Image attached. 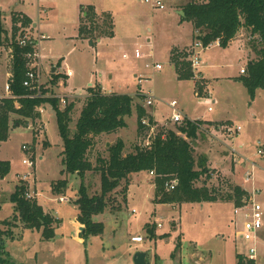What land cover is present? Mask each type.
<instances>
[{
	"label": "rangeland",
	"instance_id": "obj_1",
	"mask_svg": "<svg viewBox=\"0 0 264 264\" xmlns=\"http://www.w3.org/2000/svg\"><path fill=\"white\" fill-rule=\"evenodd\" d=\"M128 1L143 18L131 21V24L125 21L119 24V32L129 38L121 50L101 46V51H96L84 44L71 51L70 43L55 35V26V31H44L48 39L40 42L43 65L41 82L44 90L48 91L47 96L56 95L59 99L66 96L69 103L84 101L85 97L81 96L88 94L82 92L85 78L91 75L98 77L100 72L111 66L104 64L115 63L117 73L113 74L112 79L106 73L103 78H98L106 89L103 92L127 94L135 98L133 113L125 118L126 128L97 137L88 159L98 167L99 158L107 160L108 148L118 140L125 143V154L133 153L134 147L144 139L138 131L136 105L144 106L145 100L137 94H153L156 98L154 106L147 111L157 110L161 121L154 119L157 134L164 128H176V124L171 123L173 112L170 103L173 101L178 103V109L185 118L202 121L204 128L240 126L242 131L235 139L222 133L209 135L204 132L194 142L195 157L208 158L211 175L210 179L197 183V186L204 185L215 190L220 198L231 193L236 199L234 188L252 187L253 182L246 186L244 179L247 172H252L254 163L258 168L254 170L253 181L262 191L258 196L259 202L264 205V159L258 155L260 146L264 147V90H258L256 97L251 98L239 80L241 71L246 70L249 64L248 59H255L250 46V33L241 30L227 48L216 44L208 48H195L201 60L200 67L193 70L191 64L194 78L179 81L175 66L169 62V53L179 43L192 44L180 49L179 53L173 52L177 59L187 62L194 54L195 44L189 33L190 23L184 21L181 25V16L176 12V7L186 0H163L167 3L164 10L154 9L144 0ZM64 4L65 1L63 5L60 2L61 6ZM37 5V0H0V11L10 35L14 19L25 17L20 12L34 18L38 12ZM16 25L20 36L22 21L16 20ZM23 32V35L36 38L43 35H34L32 26ZM10 51L8 46L0 47V96L4 95L11 76ZM137 51L141 58L136 57ZM150 51H153V56L149 55ZM125 54L127 58H124ZM62 58L70 64L75 77L68 87L61 81V85L54 87L52 63ZM155 63L160 64L163 70H154ZM141 76L148 80L139 85ZM195 92L200 97L210 93L216 100L212 112L208 111V105L200 101ZM60 107L64 108L61 102ZM41 108L39 119L25 123L22 117L13 114L9 138L0 143V160L11 164L10 174L0 182V223L13 221L14 205L10 197L16 186L22 184L21 178L27 175L28 180L24 182L30 194L45 213L59 220L55 223L54 237L50 240L44 238L43 229L31 230L21 224L17 227L0 224L1 231L10 228L15 233L14 239H6L4 259L7 264H134L133 257L137 252L146 253L150 264H237L238 255L247 254V244L239 238L240 230L235 227L234 201L159 204L162 194L155 177L148 173L132 176L128 191H124L126 183L123 182L112 193L105 212L94 217L95 222L104 224V234L84 238L82 226H78L79 209L76 205L82 181L77 175L63 173L64 144L56 112L49 104ZM79 109L80 105H77L71 124L72 133L80 115ZM19 121L23 123L19 124ZM24 146L29 150H23ZM231 149H235L242 159L232 157ZM31 158H34V168L23 164L24 160L30 161ZM65 180L67 187L61 188L59 182ZM84 184L89 196H99L101 172H89ZM158 192L160 197L156 196ZM61 197L68 202L60 203ZM151 229L153 232L149 233ZM135 236H142L145 241L132 243ZM260 252L264 254V245ZM261 260L264 264V256Z\"/></svg>",
	"mask_w": 264,
	"mask_h": 264
},
{
	"label": "trees",
	"instance_id": "obj_2",
	"mask_svg": "<svg viewBox=\"0 0 264 264\" xmlns=\"http://www.w3.org/2000/svg\"><path fill=\"white\" fill-rule=\"evenodd\" d=\"M184 12L182 21H187L193 26L194 43L199 42L204 48L219 43L221 48H227L243 29L251 36L250 46L255 54L245 74L240 77V82L248 90L251 98L256 97L258 90H264V0H186L181 6ZM16 20L22 21L23 30L19 36ZM31 21L27 18L14 19V26L9 34L5 27L3 13L0 11V47L8 46L12 50L11 79L9 86L12 98H4L0 104V143L6 142L11 130V117L13 114L24 119L36 120L41 117V107L49 104L56 112L60 136L63 140V173L77 175L82 183L79 190L80 196L76 201L79 209L78 223L85 228L84 238L102 236L105 226L102 222H95L94 217L105 212L108 198L123 182L126 183L124 191H128L131 177L142 173H155L160 197L159 204H184V203H213L235 202L239 206L245 192L241 188H234L236 194L227 193L219 197L218 192L207 186H197L211 178L208 168V158L195 157L194 142L204 133L202 121H185L176 125L175 129L164 128L149 146H144L145 129L142 120L148 118L154 124L152 115L142 105H136L138 131L143 142L134 147V152L125 154V143L118 140L108 148L109 158H99V166L95 167L88 159V153L95 147V139L103 135H111L120 129L126 128V117L133 113L135 98L127 94H106L102 88H89V95L83 100L68 102L65 108L60 107L58 96H47L48 91L42 86V96L32 97L34 92L24 86L27 79V55L34 53L31 46L22 47L19 38L23 36ZM112 18L108 14L98 17L94 9L87 10L86 17L80 24V36L95 42L98 38L112 37ZM19 36V37H18ZM176 52V51H175ZM174 56V54H173ZM172 56V57H173ZM174 56L172 63L175 66L178 79L192 80L194 73L191 60L180 61ZM52 84H57L61 79L59 74H52ZM144 100V95L137 94ZM80 105V115L76 121L75 132L72 133L71 124ZM22 124V121L18 122ZM34 159V158H33ZM101 172V194L89 196L84 180L89 172ZM11 172L9 161L0 160V182ZM205 177V180L203 179ZM177 180L175 190L166 193L165 183ZM16 186L10 201L14 205L13 221H2L0 224L17 227L19 224L31 230L43 229L46 240L54 237V226L58 223L54 217L45 213L42 206L35 199L26 197L28 191L25 182ZM61 188L67 187V181H60ZM153 230H149L152 233ZM153 235V234H152ZM6 236V237H5ZM12 229L0 230V264H7L4 259L6 239H14ZM152 239V238H151ZM237 264H254L246 262L238 255Z\"/></svg>",
	"mask_w": 264,
	"mask_h": 264
},
{
	"label": "built area",
	"instance_id": "obj_3",
	"mask_svg": "<svg viewBox=\"0 0 264 264\" xmlns=\"http://www.w3.org/2000/svg\"><path fill=\"white\" fill-rule=\"evenodd\" d=\"M146 4H149L154 9L164 10L165 9V3L163 0H144ZM48 37L46 35H41L40 37L36 38L35 36H30L29 34H25L19 38V44L22 47L31 46L34 48L35 52L30 53L27 55L28 59V68L29 71L27 73V79L24 82V86L34 92L32 97H41L42 96V82H41V65H40V56L37 51L38 47L40 46V42L47 40ZM217 46H219V43H216ZM210 45L209 47H211ZM195 48H204L203 45L199 42H196L194 44V54H192L191 58V64L194 69H197L200 67V59L198 58L199 53H197ZM208 48V47H207ZM12 54V51H10ZM10 54V60L12 61V55ZM150 55L152 56V51H150ZM137 58H141V55L137 51ZM124 58H127L125 55ZM154 70L161 71L163 70V67L160 64H155L153 66ZM241 74H245V70L241 71ZM67 75L70 77L72 76L71 72H68ZM12 76V74H11ZM10 76V79H11ZM9 79V80H10ZM148 79L144 77L139 78V85H142L144 81L147 82ZM4 95L0 96V102L4 98H12V92L9 86V81L6 84ZM144 95L145 100V109H149L150 107L154 106L155 103V96L153 94H147L145 95L144 92H142ZM197 97L200 99V101L204 102L208 105V111L212 112L213 108L212 106L216 104V100H214L210 93H206L202 97H200L199 94H197ZM60 102L65 108L68 105L67 97H60ZM170 108L172 109L173 115L171 116V123L180 125L184 123L185 121H191L183 116V114L178 109V103L176 101H173L170 103ZM200 121V120H195ZM194 122V121H191ZM142 126L147 129L145 132V139L143 142L144 146H149L151 144V141L154 140L157 136L156 133V123L154 121V124L150 123V120L148 118H144L142 120ZM208 128H204V132L211 135L212 133L219 134L222 133L223 135L235 139L238 137L242 131V128L240 126L232 127L231 125H217L215 127L207 126ZM23 150L28 151L29 148L24 146ZM232 157L237 158L240 157V154L235 149H231ZM258 155L263 156L264 159V149L262 145L260 146L258 150ZM242 159V158H241ZM24 165H27L29 168H34L35 163L34 159L31 158L30 161L24 160ZM258 166L256 164H252V172H247L244 179V185L248 186L251 182H253L252 187H244L242 186V190L245 192V196L242 198L241 203L239 206L234 207V216H235V227L238 228L239 231V238L243 240L247 244V254H240L246 262H252L254 264H262L261 257L264 256L260 252V249L263 248L264 245V205L259 202V194L262 193L261 190L255 186L254 179V170H256ZM150 176L155 177L154 172L149 173ZM21 182L28 180V175L21 178ZM177 186V180L168 181L165 183V188L167 191H173L175 190ZM26 197L28 199H36L30 192L27 193ZM60 203H66L68 200H66L64 197L59 198ZM159 227H162L161 224H158ZM145 241V238L142 236H135L132 238L133 243H143Z\"/></svg>",
	"mask_w": 264,
	"mask_h": 264
},
{
	"label": "crops",
	"instance_id": "obj_4",
	"mask_svg": "<svg viewBox=\"0 0 264 264\" xmlns=\"http://www.w3.org/2000/svg\"><path fill=\"white\" fill-rule=\"evenodd\" d=\"M64 1H65L64 6H66L68 10H66L64 6L60 5V2L63 5ZM60 2L59 0H37L38 12H37L36 17L34 18L27 13H24V12H20V13H23V15H25V17L31 21V26L34 30V35L35 34L46 35V32L44 31H55L53 28V26H55V29H56L55 35L61 36L64 41L69 42L70 46L72 47L71 51L73 49L76 50V48L79 45H84V44L88 45L89 48L94 49L96 51L100 50L99 48L101 46H105V47L107 46L108 49H113L115 47H118V50H121L122 46H125L127 44L126 42L128 41L129 38H126L124 34L119 32L118 30L119 24L123 21L129 22L127 24H131L130 23L131 21H135V20H139L140 18H143L142 14L138 13L137 8L135 6H132L131 2H129L128 0H62ZM165 4L167 5V3ZM182 5L183 4H179L178 8L176 7V12L180 16H181V12H183L181 8ZM89 8L94 9V12L96 13L98 17H101L104 14L110 15V17L112 18V23H113V29H111V31L113 32L112 37L98 38L95 42H93L90 39H83L80 36V32H79L80 24H81L82 18L86 17L87 10ZM182 17L183 16H181V18ZM153 20H154V17H152V21ZM182 22L184 21H182L181 19V22H180L181 25H182ZM190 26L191 28L189 30V33L192 38L191 41L194 42L193 27L191 23H190ZM189 45L191 46L192 44H189ZM189 45H181L179 43V45L173 46L169 53V62L172 63L173 52L176 51L177 53H179L180 49H184L185 47ZM38 53L40 56L39 62L41 65L40 71H41V76H42L43 65L41 62V57H42L41 45L38 47ZM153 55L154 53L152 51V56ZM249 57H250V54H249ZM248 60L250 62L252 59L249 58ZM52 64H53L52 65L53 67H52L51 73L52 74L56 73L61 76V79L58 81L57 84H55L54 87L56 86L58 87L62 83H64V85L68 87L71 80L75 77V72L70 67V64L67 62L65 58H62L58 60V62L52 63ZM155 64H158V63H155ZM104 65L105 66L111 65V66L105 68L106 70H103L104 72L103 71L100 72L98 77L91 75V77L85 78V89H83L82 87V92L84 93L86 91L88 94L86 95V93H84V95L81 97H87L89 95L88 89L91 87L94 88V87L100 86L102 90H106L103 88L98 78L100 79L103 78L106 73L107 76L110 79H112L113 76L117 73L115 72L117 70V67H115L116 66L115 63H107ZM54 68L56 69L55 73H53ZM126 70L127 69H125V71ZM68 72H71L72 76L69 77L67 75ZM177 78H178V75H177ZM60 81L62 83H59ZM156 112L157 110L155 109L153 112H149V113L152 115L153 119L161 122L159 120V115L156 114ZM56 220H59V219L56 218ZM78 226L81 227L79 223H78Z\"/></svg>",
	"mask_w": 264,
	"mask_h": 264
},
{
	"label": "water",
	"instance_id": "obj_5",
	"mask_svg": "<svg viewBox=\"0 0 264 264\" xmlns=\"http://www.w3.org/2000/svg\"><path fill=\"white\" fill-rule=\"evenodd\" d=\"M184 12H181V16L184 17ZM55 68L53 69V73H55ZM107 146L109 147L110 144L108 143ZM83 231H82V236L85 235L86 231H85V228L82 227L81 228ZM133 263L134 264H150V262L147 260V254L144 253V252H137L134 257H133Z\"/></svg>",
	"mask_w": 264,
	"mask_h": 264
}]
</instances>
